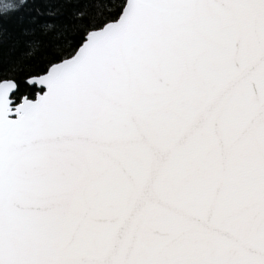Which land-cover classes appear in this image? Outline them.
Listing matches in <instances>:
<instances>
[{
	"label": "water",
	"instance_id": "obj_1",
	"mask_svg": "<svg viewBox=\"0 0 264 264\" xmlns=\"http://www.w3.org/2000/svg\"><path fill=\"white\" fill-rule=\"evenodd\" d=\"M27 82L0 264H264V0H127Z\"/></svg>",
	"mask_w": 264,
	"mask_h": 264
},
{
	"label": "trees",
	"instance_id": "obj_2",
	"mask_svg": "<svg viewBox=\"0 0 264 264\" xmlns=\"http://www.w3.org/2000/svg\"><path fill=\"white\" fill-rule=\"evenodd\" d=\"M127 0H0V83L17 84L16 102L43 91L27 81L72 57L87 35L116 21Z\"/></svg>",
	"mask_w": 264,
	"mask_h": 264
},
{
	"label": "rangeland",
	"instance_id": "obj_3",
	"mask_svg": "<svg viewBox=\"0 0 264 264\" xmlns=\"http://www.w3.org/2000/svg\"><path fill=\"white\" fill-rule=\"evenodd\" d=\"M16 0H5L6 4L12 5Z\"/></svg>",
	"mask_w": 264,
	"mask_h": 264
}]
</instances>
